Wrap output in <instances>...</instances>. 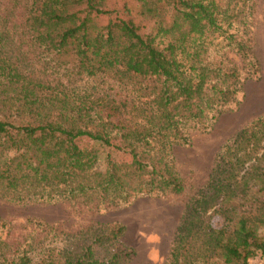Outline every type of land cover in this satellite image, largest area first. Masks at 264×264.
Instances as JSON below:
<instances>
[{"label": "trees", "instance_id": "16d2710c", "mask_svg": "<svg viewBox=\"0 0 264 264\" xmlns=\"http://www.w3.org/2000/svg\"><path fill=\"white\" fill-rule=\"evenodd\" d=\"M0 11V201L89 214L183 192L173 150L206 133L256 76L251 0H27ZM31 49L14 52L8 29ZM230 55L237 62H234ZM244 71V73H242ZM86 139L128 157L79 147ZM217 221L215 226L213 222ZM264 115L218 150L185 202L165 264L264 261ZM121 224H94L3 264H126Z\"/></svg>", "mask_w": 264, "mask_h": 264}, {"label": "rangeland", "instance_id": "374dc122", "mask_svg": "<svg viewBox=\"0 0 264 264\" xmlns=\"http://www.w3.org/2000/svg\"><path fill=\"white\" fill-rule=\"evenodd\" d=\"M251 57L258 66L256 76L242 85L236 104L230 105L206 133H190L189 145L174 148L173 164L183 181L179 195L167 194L156 198L138 199L115 208L101 210L97 214L73 203H49L39 205H14L0 201V264L4 259L27 255L32 260L73 234L84 231L94 224H121L125 231L120 243L133 251L126 264H165L175 227L185 202L206 181L214 157L220 147L233 134L252 119L264 115V0H251ZM27 0H0V11H8L11 23L17 24L22 17ZM11 43L10 51L22 43L21 52L27 55L31 49L20 38L16 28L6 30ZM234 62L233 57L228 55ZM244 73V71L242 72ZM79 147H92L96 151L95 168L102 171L105 158L114 162L128 161V157L111 147L79 139ZM213 224L216 226L217 221ZM264 236V229H258ZM248 264H264L255 256Z\"/></svg>", "mask_w": 264, "mask_h": 264}]
</instances>
